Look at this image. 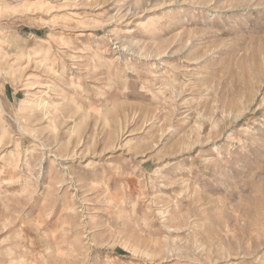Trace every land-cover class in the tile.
Returning a JSON list of instances; mask_svg holds the SVG:
<instances>
[{
	"label": "rangeland",
	"instance_id": "1",
	"mask_svg": "<svg viewBox=\"0 0 264 264\" xmlns=\"http://www.w3.org/2000/svg\"><path fill=\"white\" fill-rule=\"evenodd\" d=\"M0 264H264V0H0Z\"/></svg>",
	"mask_w": 264,
	"mask_h": 264
}]
</instances>
